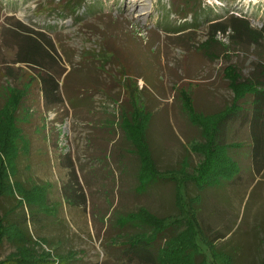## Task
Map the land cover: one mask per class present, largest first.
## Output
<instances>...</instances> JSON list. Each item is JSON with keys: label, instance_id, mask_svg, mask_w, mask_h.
Masks as SVG:
<instances>
[{"label": "rangeland", "instance_id": "rangeland-1", "mask_svg": "<svg viewBox=\"0 0 264 264\" xmlns=\"http://www.w3.org/2000/svg\"><path fill=\"white\" fill-rule=\"evenodd\" d=\"M178 1L182 4L186 0ZM194 1L199 4L197 12L183 18L171 0H0V91L7 94L9 87L21 88L29 73L37 74L26 64H14L20 57V45H24L14 32L23 36L30 34L29 29L44 34L53 47L58 69L66 70L60 81L62 103L44 104L37 75V82L26 90L16 111L23 120L17 125L9 121L15 115L14 105H9L8 115L0 112V147L8 146L4 152L0 150V189L6 187L7 174L16 198L19 195L23 200L21 194L29 193L28 188L35 183L47 192L50 201H44L40 192L32 196L43 203L36 211L37 221L30 218L25 225L31 241L17 244L15 239L21 234L15 227L0 228V261L22 248L31 259L50 255L48 260L57 263L126 264L116 257L118 250L113 247L130 240L136 230L119 228L121 218L142 208L158 216L177 213L174 179L146 194L136 192L139 155L110 124L117 122L124 103V92L114 79L118 77L117 64L123 63L130 78H140L146 85L138 95L145 97L152 112L149 135L161 175L180 180L184 170L193 174L203 161L204 156L193 147L205 140L189 123L176 93L193 85L190 89H194L201 112L217 111L230 103L233 94L222 76L223 68L229 64L248 68L252 57L235 51L218 60L209 59L198 46L212 23L232 13L245 17L251 27L264 29V0ZM216 39L227 43L221 34ZM107 47L115 52L113 62L100 56ZM6 66L24 80L6 79ZM6 97L0 92L1 106ZM237 140L245 142L244 147L232 151L240 166L239 178L223 188L203 192L191 184L185 188L191 197L201 194L199 220L210 237L227 234L216 245L234 248L236 264H258L264 257V170L260 174L252 170L245 129L240 130ZM10 155L15 163L9 161ZM16 166L18 173L14 175ZM76 181L81 191L72 189L70 199L75 205L70 206L61 189ZM70 189L67 185V194ZM81 192L84 203L78 200ZM0 201L3 210L14 209L16 204L8 196ZM23 213L28 211L21 206L10 220L20 219ZM197 244L208 264H227L224 259L217 260L201 240L197 239Z\"/></svg>", "mask_w": 264, "mask_h": 264}, {"label": "trees", "instance_id": "trees-1", "mask_svg": "<svg viewBox=\"0 0 264 264\" xmlns=\"http://www.w3.org/2000/svg\"><path fill=\"white\" fill-rule=\"evenodd\" d=\"M186 1L181 4L178 0H171V6L175 7L178 12H183V18L191 13L195 14L197 5H199L194 0H189L188 4H186ZM185 8L188 9L187 12H185ZM222 18L209 26L206 39L199 44V49L204 52L206 57L214 60L224 56L227 57L235 51H244L246 55L252 57L251 65L244 68L236 64H229L223 68L222 76L228 82L227 85L232 91L233 97L228 105L217 111H199L195 104L194 93L192 94L194 89H190L193 85L179 87L180 90L176 94L180 99L182 111L191 126L196 127L198 132L200 131V137L205 140V143L193 147L204 156L203 161L196 167L193 174H188L184 170L182 173L184 178H180V180L171 175L163 177L162 172L158 169L149 135L152 112L147 107L145 97L140 99L138 95L146 89L145 83L140 78H130L127 65L117 64L118 77H114V79L124 92L122 96L124 103L120 106L117 114V122L113 120L110 126L112 130L117 127L121 136H123V140L129 144L131 142L139 155L136 176L138 185L135 186V190L138 194H146L157 185L174 179L173 197L174 208L177 212L173 215L158 216L148 209L142 208L135 214L128 213L122 217L118 223L119 228L136 230L135 233L130 235V237L132 236L130 240L122 242L123 245L113 247L117 248L118 256L116 257L123 263L208 264L204 253L197 244V239H199L210 248L211 254L217 260L224 259L227 264H236V250L234 248H227L226 245H216V241L225 239L227 234L218 233L215 238H211L204 230L199 220V206L203 201L201 194H194L191 197L185 188L188 184H191L195 190L203 192L211 188H223L228 182L239 178L240 166L237 160H234L232 151L245 146L244 141L237 140L241 129H245L247 132L252 170L256 174H260L264 170V29L258 30L251 27L245 17H239L233 13ZM27 30L30 34L26 33L23 36L16 32L13 33L14 36L20 37L24 43V45H20L19 59L21 61L17 59L14 64L23 63L32 70H36L44 104L58 105L63 102L60 94V81L66 70L58 69V61L53 52V47L44 34ZM220 34L226 37L227 43H222L216 39L217 35ZM99 53L101 57L108 58L106 60L108 62H113L115 59V52L109 47L102 49ZM69 75L70 71L64 76L62 85L65 84V80ZM3 76L13 81L17 79V81L24 80V76L20 78V75L14 73L11 67L6 68ZM36 76L29 73L28 81L25 82L26 85L23 82L21 88L9 87L7 94H5V91H0L1 95L9 96L6 97L5 104L0 105V112L2 111L8 115L9 105H14L15 115L9 121L16 125L19 120H23L16 115V111L18 113L24 102L26 90L32 88L34 82H37ZM139 79L144 84L142 88L138 85ZM207 122L209 123L208 126H206ZM1 129L0 127V132ZM112 134L115 135V131ZM25 141L26 147L29 149L30 144L26 137ZM5 147L8 146L2 145L0 150L4 152ZM13 158L10 155L9 161L11 163H15ZM180 170L181 167L178 171ZM74 172L73 169L70 174L74 175ZM17 173L18 168L16 166L13 174L17 175ZM5 180L6 187L0 189V199L2 196H8L16 204L14 209L3 210L0 203V228L3 225L15 227L21 234L20 237L15 239L17 244L24 240L31 241L33 239L32 235L25 229V225L31 219L34 222L35 217L39 214L36 211L43 203V201H34L32 196L40 192L42 199L46 202L49 201V196L39 184L34 183L28 188L29 193L24 192L21 194L23 200L17 195L18 199L15 197L13 188L8 184L7 174ZM15 182H17L15 184H20L22 188H26L23 182L16 180ZM67 185L71 188L69 194L65 190ZM67 185L62 186V196L67 205H75V201L70 199L71 191L72 189L80 190L81 187L77 181ZM78 200H80V203H84L82 192L78 196ZM21 206L27 208L28 214H20V219H11V221L10 215L15 210H19ZM225 243L228 244V241ZM20 250L18 254L0 261V264H66V261H64L65 263L49 261L50 255L46 258L31 259L30 255H25L22 248ZM170 256L171 259H168L167 257ZM258 264H264V257Z\"/></svg>", "mask_w": 264, "mask_h": 264}, {"label": "bare ground", "instance_id": "bare-ground-1", "mask_svg": "<svg viewBox=\"0 0 264 264\" xmlns=\"http://www.w3.org/2000/svg\"><path fill=\"white\" fill-rule=\"evenodd\" d=\"M256 2V1H255Z\"/></svg>", "mask_w": 264, "mask_h": 264}]
</instances>
